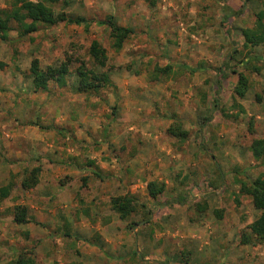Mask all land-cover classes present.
I'll return each instance as SVG.
<instances>
[{
	"label": "rangeland",
	"instance_id": "1",
	"mask_svg": "<svg viewBox=\"0 0 264 264\" xmlns=\"http://www.w3.org/2000/svg\"><path fill=\"white\" fill-rule=\"evenodd\" d=\"M44 3L88 23H39L0 38V185L13 183L0 200V264L20 251L34 264H264V241H239L258 212L241 182L264 176L249 150L264 135V40L244 44L241 29L259 21L264 30V0ZM108 13L132 30L119 49L96 21ZM92 39L105 48L110 83L77 91L74 68L90 64ZM248 55L261 58L240 62ZM33 57L40 67L68 59L66 84L33 89ZM238 72L242 96L233 92ZM176 124L183 136L168 129ZM33 166L36 183L51 176L40 199L19 186ZM150 180L163 182L155 198ZM124 193L135 209L120 219L110 198ZM16 203L39 214L15 223Z\"/></svg>",
	"mask_w": 264,
	"mask_h": 264
},
{
	"label": "trees",
	"instance_id": "2",
	"mask_svg": "<svg viewBox=\"0 0 264 264\" xmlns=\"http://www.w3.org/2000/svg\"><path fill=\"white\" fill-rule=\"evenodd\" d=\"M44 1L55 2L56 0H11L7 6L0 7V38H6L10 29L14 28L19 35L26 34L37 28L39 23L51 25L58 21L68 23H88V19L82 15H68L63 11L51 12ZM261 13L257 18H260ZM103 23L108 29L110 45L114 49L122 46L125 38L131 33V28L127 25L119 24L115 21L111 13L106 14L102 19L96 20ZM254 27H244L241 33L244 37V44H255L264 40V30L259 21ZM90 64L80 61L74 68L76 80L74 88L77 91H97L110 83V76L107 69H103L106 61L105 48L100 43L92 39L87 48ZM261 58L259 55H248L240 62L246 63L251 59ZM68 59L56 61L40 67L38 59L33 57L30 60L29 71L31 75V85L33 89H46L49 81L55 82L58 86L66 84V74L69 72ZM190 70L202 68V65L188 66ZM167 66L161 70L167 69ZM247 88V78L242 72H238L233 92L236 96H242ZM172 134L183 136L185 130L179 125L168 128ZM249 150L254 158L264 160V135L253 137L249 143ZM39 168L31 167L19 179L21 189L33 186L38 180ZM12 182L7 180L0 185V200L7 196L12 188ZM241 189L250 197L253 207L258 211L255 217L247 224V230L241 232L240 242L256 243L264 241V176L256 175L249 181L241 182ZM146 190L149 196L155 198L163 190V182L150 180L146 183ZM110 207L116 212L120 219H125L135 208V200L130 194H118L110 198ZM216 215H220L218 211ZM11 217L15 223L28 221L27 208L24 204L16 203L11 207ZM10 264H34L33 257L26 251L18 252L11 260Z\"/></svg>",
	"mask_w": 264,
	"mask_h": 264
},
{
	"label": "crops",
	"instance_id": "3",
	"mask_svg": "<svg viewBox=\"0 0 264 264\" xmlns=\"http://www.w3.org/2000/svg\"><path fill=\"white\" fill-rule=\"evenodd\" d=\"M34 144V143H33ZM32 144V145H33ZM31 146V145H30ZM32 155V153L30 154ZM71 164V165H70ZM74 163L69 162V165H65V166H69V168H71L70 166H73L72 169H70L69 171L74 172V170H76L75 165H73ZM105 162L101 161L100 163H98V166L100 167V169L102 168V166H105ZM44 170H42L43 172ZM49 171L48 169L46 170V172ZM52 176H54V174H51ZM105 183L107 184V177L104 178ZM51 181V176H45L43 178H41L39 180L38 183H36L34 186L30 187L28 190H24L26 193H29L30 195L36 194L39 195V199L43 196V194H46V189H45V185L48 184ZM104 183V182H103ZM108 186V184H107ZM106 188H109L106 187ZM23 190V189H22ZM22 190H20L22 192ZM62 190V189H61ZM69 193V194H68ZM66 195L72 197L73 192H66ZM4 198V197H3ZM26 204V203H25ZM28 205V211H27V215L30 214L31 212L38 215L39 214V207L36 204L33 203H29ZM31 233V232H30ZM97 244V243H96ZM145 258L147 257L146 255L144 256Z\"/></svg>",
	"mask_w": 264,
	"mask_h": 264
}]
</instances>
